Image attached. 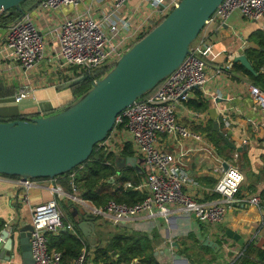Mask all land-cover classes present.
Returning a JSON list of instances; mask_svg holds the SVG:
<instances>
[{
  "label": "built area",
  "instance_id": "1",
  "mask_svg": "<svg viewBox=\"0 0 264 264\" xmlns=\"http://www.w3.org/2000/svg\"><path fill=\"white\" fill-rule=\"evenodd\" d=\"M84 1L42 0L37 5V10L57 11ZM129 1L110 0V10L102 21H96L92 17H73L59 24L56 32L58 53L55 58L59 68L64 70V76L69 77L71 83L89 81L91 85L95 84L99 80L95 76L96 71L106 65H114L181 2L143 0L148 14L136 23H131L130 17L123 15ZM234 12H238L247 21H264V0H223L206 22L197 40L189 47V52L179 67L160 82L150 96L137 100L125 109L116 118L114 128L106 139L98 144L100 149L113 152L115 144L121 141V135H125L123 143L130 144L133 154L142 159L145 173L144 181L139 180L137 184L127 182L123 187L143 192L145 198L132 205L110 201L105 206L97 208L90 201L82 199L76 173L69 176V191L56 178L47 181L52 199L31 209L32 232L29 245L34 264H62L61 253L48 250L49 235L55 236L60 231H68L77 236L73 223L63 221L59 205L64 199L69 200L77 208L86 209L88 213L107 221L113 227L134 221L144 223L156 219L167 221L174 215H185L193 217L198 222L215 225L224 221L234 204L240 203L237 195L244 182V176L235 163L238 153L233 154V161H222L220 167L222 175L212 191L216 199L199 202L186 192L188 187L194 189L200 187L183 170L180 157L161 147L162 137L195 144L207 143L204 136L178 121L177 111L191 100L196 91L204 92L207 82L205 59L212 51V46L202 37L206 27L225 23ZM246 50L248 47L244 42L240 52L244 54ZM44 57V39L30 16L23 15L8 27L0 43V63L29 73L38 67ZM261 74L264 76V67ZM247 87L251 98L250 112L262 118L264 127V91L250 82ZM26 97L27 92L22 89L14 99L18 103ZM220 116L222 126L228 132L232 122L227 111H220ZM105 164L108 167L112 166L111 162ZM40 182L31 179L25 182L21 179L16 180V184L24 189L26 196L28 191L38 186ZM248 202L256 207L260 205L258 198H250ZM85 206H91V209ZM88 258V251L83 247L71 264H88ZM175 261L176 255L171 249L170 259L165 264H175ZM129 264L140 262L134 260Z\"/></svg>",
  "mask_w": 264,
  "mask_h": 264
},
{
  "label": "crops",
  "instance_id": "2",
  "mask_svg": "<svg viewBox=\"0 0 264 264\" xmlns=\"http://www.w3.org/2000/svg\"><path fill=\"white\" fill-rule=\"evenodd\" d=\"M109 10L110 0H85L57 11H38L37 5L32 2L25 4L23 9L20 7L19 12L30 16L44 39L45 57L38 67L29 73L0 63V83L13 91L12 96L0 98V119L20 116H29L30 119L40 116L47 118L69 107L74 99L71 88L78 84L71 83L70 78L64 76V70L59 68L55 58L58 53L57 28L61 22L73 17H92L96 21H102ZM147 14L143 0H130L123 11L124 16L130 17L131 23H136ZM256 31L264 32V21H247L238 12L232 13L221 25L206 27L202 37L212 46L211 53L205 59L207 82L204 92L196 91L190 100L198 104L203 103L205 108L198 110L186 104L178 108L177 116L182 125L204 136L207 143L195 144L161 138V147L180 157L183 170L200 187H188L187 194L199 202L213 201L216 195L212 191L222 175L220 167L225 159L217 155L205 131L208 127L213 130L214 125H218L219 129L223 128L220 111L226 110L232 124L228 132L223 129L236 148H244L241 152L245 154L242 165L247 167L241 170L244 182L237 195L240 203L234 204L224 221L215 225L198 222L185 215H174L167 221H134L114 227L102 219L100 220L105 223L95 220L93 236L96 238V244L104 242L102 235L108 234L104 237L109 238L110 234L119 229L128 233H133L131 230L145 232L156 229L162 241L159 240L160 244L156 246L154 244L153 256L159 264H165L170 259L171 249L176 255L175 264H235L249 245L264 252V201L259 196L264 191L263 120L259 115L250 112L251 98L247 84L252 82L230 67L235 57L245 55L240 52L244 42L248 50L256 49V46L248 41V37ZM6 33L7 29H0V43ZM22 89L27 92V97L16 103L14 96ZM123 138L125 135H121V141L113 148L116 156L121 153ZM234 153L235 151L230 157ZM129 157L140 159L135 154ZM125 167L129 165L123 168ZM138 170L143 177L145 169L142 164L138 166ZM47 184L48 182L41 181L38 186L31 188L26 196L24 189L16 184V179L0 177V221L4 226H15L18 229L31 226V209L52 199ZM250 198H258L259 207L251 205L248 202ZM85 208L91 209V206ZM78 212L80 216L88 213L83 208H79ZM72 213L74 214V210ZM227 231L240 236L244 245L240 246L230 239L226 235ZM205 241H210L219 248L207 247V251L200 249V245ZM88 254V264H104L96 261L92 249ZM16 258L12 262L0 260V264H21L20 258Z\"/></svg>",
  "mask_w": 264,
  "mask_h": 264
},
{
  "label": "water",
  "instance_id": "3",
  "mask_svg": "<svg viewBox=\"0 0 264 264\" xmlns=\"http://www.w3.org/2000/svg\"><path fill=\"white\" fill-rule=\"evenodd\" d=\"M25 1L0 0V15L11 9L20 11V4ZM222 2L181 0L177 8L122 55L111 70L72 105L47 118L0 123V176L17 177L23 182L53 180L87 162L94 146L103 142L114 128L116 118L179 67ZM233 63L257 75L245 55L235 57ZM213 131L232 151L239 154L244 150L236 148L218 125H214ZM117 164H120L119 169L125 165L138 169L143 161L129 157ZM73 210L72 218L78 231L94 247V222L98 217L90 213L81 217L74 205ZM31 232V226L5 227L0 232V260L12 262L18 256L21 264H34L29 245ZM226 235L240 246L244 245L240 236L232 231H227ZM203 245L219 248L210 241Z\"/></svg>",
  "mask_w": 264,
  "mask_h": 264
},
{
  "label": "trees",
  "instance_id": "4",
  "mask_svg": "<svg viewBox=\"0 0 264 264\" xmlns=\"http://www.w3.org/2000/svg\"><path fill=\"white\" fill-rule=\"evenodd\" d=\"M41 1L42 0H27L21 3L20 7L23 9L25 4L30 2L34 3V5H38ZM22 13L23 12H19L16 9H11L0 15V29H8V27H10L14 22L21 19L23 16ZM159 23H157L154 28ZM248 41L254 44L256 49L247 50L245 52V56L257 75H251L238 63H231L230 67L234 71H238L242 75L246 76L255 86L264 91V76L261 74V69L264 67V32L256 31L252 33L248 37ZM110 67L112 68L113 65ZM105 73L106 71L104 73L102 72L95 75L97 76V79H102ZM90 87L91 84L89 81H84L82 84L73 86L71 88V92L74 99H79L83 94L91 89ZM153 92L154 90L147 93L142 97V99L150 96ZM10 95H13V91L6 89L4 85L0 83V98H5ZM74 99L73 101H75ZM73 101L71 104H73ZM187 105L190 107L194 106L198 110L205 108L203 103L198 104L196 101H188ZM30 118L31 117L29 116H20L12 119H0V123L11 121H28ZM220 131L228 137L223 128H220ZM205 132L209 141L215 147L217 155L220 158L228 160L233 151L225 145L223 139L218 135V133L212 130V127H208ZM132 155L133 150L130 144L123 145L121 153L118 155L119 157L111 151L108 152L100 149L98 145H96L94 146L93 153L87 162L75 168L70 173L56 178V180L60 182L66 190L69 191V176L74 173L77 175L78 173L76 181L81 184L80 194L82 199L85 201H90L97 208L105 206L110 201L120 204L132 205L141 202L145 198V193L133 191L131 189H124L123 186L127 182L137 184L142 175L138 169L131 167L119 169V164H117L119 160ZM244 157V153L238 154L236 161L237 166L242 164ZM107 162H111L112 166H106L105 163ZM4 177L16 180L19 179L17 177ZM38 181L47 182L49 179H40ZM116 184L119 185V187L116 188ZM259 196L264 201V191H262ZM67 201L70 207H73V204L69 200ZM97 220L100 219L98 218ZM63 221L64 223H73L78 237L76 235H72L68 231H60L55 236H48V250H54L61 253L62 264H70L72 260L78 257L83 247H85L87 251L92 249L96 256V261H101L104 264H129L134 260H138L140 264H159L153 256L155 242L151 239V237L145 234L134 232L128 233L122 229H119L110 234L109 238L102 244L99 242L94 247H91L78 231L72 218V213H67V219L64 218ZM4 228V223L0 221V232ZM156 237L157 236L154 238ZM200 249L206 251L209 250L204 245H200ZM192 263H194V261H192ZM235 264H264V252L256 250L253 245H249Z\"/></svg>",
  "mask_w": 264,
  "mask_h": 264
},
{
  "label": "rangeland",
  "instance_id": "5",
  "mask_svg": "<svg viewBox=\"0 0 264 264\" xmlns=\"http://www.w3.org/2000/svg\"><path fill=\"white\" fill-rule=\"evenodd\" d=\"M197 40V39H196ZM195 42V41H194ZM111 65H106V66H104V67H102L101 69H99L98 71H96L95 72V74H100V73H104L105 71H106V73H105V75L111 70V67H110ZM104 75V76H105ZM96 76V75H95ZM103 76V77H104ZM97 77V76H96ZM102 77V78H103ZM80 84H82V83H80ZM91 88V87H90ZM90 90V89H89ZM88 92V91H87ZM86 92V93H87ZM84 95V94H83ZM82 95V96H83ZM81 96V97H82ZM75 101H73V103L74 102H76L78 99H74ZM72 105V104H71ZM40 118H42L41 116H40ZM233 159V157H230L229 158V160H231V161H233L232 160ZM235 163H236V161H235ZM236 165H237V163H236ZM238 167L243 171V170H245L247 167L244 165H238ZM77 175H78V173H77ZM77 175H76V177H77ZM140 181H144V178L143 177H141V179H140ZM62 185V184H61ZM78 185L80 186V191H81V184H79L78 183ZM116 188L117 187H119V185H117L116 184V186H115ZM60 210H61V212H62V214H63V217L65 218V219H67V213H72L73 212V207H70V205H69V203H68V201H67V199L65 200H62V201H60ZM77 210H79V208H77ZM100 222L101 223H105V222H103L102 220H100ZM130 232H141V234H145V235H147V236H149V237H151V239L152 240H154L155 241V246L157 245V244H160L159 242H161L162 241V239H161V237H160V235H159V233H157V231H156V229H149V230H145V232H142V231H135V230H131ZM108 234H104V235H102V240H104V241H106L107 240V238L108 237H104V236H107ZM155 236H157V239H155L154 237ZM160 240V241H159ZM159 241V242H158ZM158 242V243H157Z\"/></svg>",
  "mask_w": 264,
  "mask_h": 264
}]
</instances>
